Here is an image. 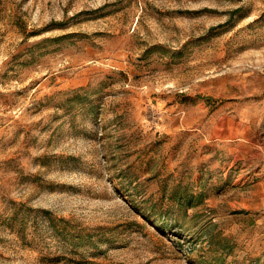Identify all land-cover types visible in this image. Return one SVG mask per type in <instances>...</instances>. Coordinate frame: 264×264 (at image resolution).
<instances>
[{
    "label": "rangeland",
    "instance_id": "374dc122",
    "mask_svg": "<svg viewBox=\"0 0 264 264\" xmlns=\"http://www.w3.org/2000/svg\"><path fill=\"white\" fill-rule=\"evenodd\" d=\"M0 264H264V0H0Z\"/></svg>",
    "mask_w": 264,
    "mask_h": 264
}]
</instances>
